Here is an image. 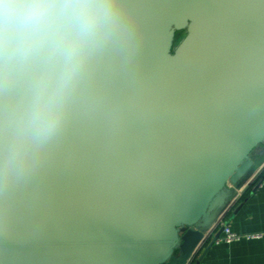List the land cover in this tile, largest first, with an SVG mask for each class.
<instances>
[{
    "label": "water",
    "instance_id": "obj_1",
    "mask_svg": "<svg viewBox=\"0 0 264 264\" xmlns=\"http://www.w3.org/2000/svg\"><path fill=\"white\" fill-rule=\"evenodd\" d=\"M80 2L39 113L62 52L0 44V264H201L264 144V0Z\"/></svg>",
    "mask_w": 264,
    "mask_h": 264
},
{
    "label": "clouds",
    "instance_id": "obj_2",
    "mask_svg": "<svg viewBox=\"0 0 264 264\" xmlns=\"http://www.w3.org/2000/svg\"><path fill=\"white\" fill-rule=\"evenodd\" d=\"M71 16L75 31L70 38L62 32L63 18ZM97 16L80 0H0V44L15 45L24 53L43 46L59 49L65 61L64 72L47 99L38 93L35 110L41 111L67 89L75 75L86 45L95 36Z\"/></svg>",
    "mask_w": 264,
    "mask_h": 264
},
{
    "label": "crops",
    "instance_id": "obj_3",
    "mask_svg": "<svg viewBox=\"0 0 264 264\" xmlns=\"http://www.w3.org/2000/svg\"><path fill=\"white\" fill-rule=\"evenodd\" d=\"M252 157L254 172L241 186L231 184L232 202L220 218L221 227L225 223L242 237L233 242H215L201 264H264V144L254 150ZM221 227L209 234L196 259ZM256 234L260 236L251 237Z\"/></svg>",
    "mask_w": 264,
    "mask_h": 264
},
{
    "label": "built area",
    "instance_id": "obj_4",
    "mask_svg": "<svg viewBox=\"0 0 264 264\" xmlns=\"http://www.w3.org/2000/svg\"><path fill=\"white\" fill-rule=\"evenodd\" d=\"M220 225L221 227V222L220 220L218 221L217 227ZM222 227H224L222 236H220L216 242H221V241H225V242H233L235 240H239L242 235L239 233H236L234 231L231 230V228L229 227V225L222 223ZM216 230V228L214 229V231ZM259 234L256 235H252L251 237H259Z\"/></svg>",
    "mask_w": 264,
    "mask_h": 264
},
{
    "label": "flooded vegetation",
    "instance_id": "obj_5",
    "mask_svg": "<svg viewBox=\"0 0 264 264\" xmlns=\"http://www.w3.org/2000/svg\"><path fill=\"white\" fill-rule=\"evenodd\" d=\"M182 36H184V33L182 34Z\"/></svg>",
    "mask_w": 264,
    "mask_h": 264
}]
</instances>
